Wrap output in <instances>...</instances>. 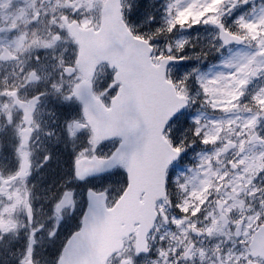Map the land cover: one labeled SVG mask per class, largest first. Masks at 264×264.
<instances>
[{"label": "snow or ice", "instance_id": "obj_1", "mask_svg": "<svg viewBox=\"0 0 264 264\" xmlns=\"http://www.w3.org/2000/svg\"><path fill=\"white\" fill-rule=\"evenodd\" d=\"M247 3L168 0L164 24L141 32L128 22V0H23L19 18L0 25V63L10 66L0 74V133L6 134L0 150L7 143L15 157L13 169H0L3 264L10 258L15 264H141L153 251L151 264H264V86L242 102L249 83L264 77V3L231 24L223 19ZM201 23L218 28L219 44L209 51L233 43L250 50L226 58L228 71L208 76L193 68L172 77L168 65L189 58L178 55L189 41L160 47L154 39ZM209 51L194 55L206 58ZM129 60L138 68L135 86L125 76ZM192 77L200 85L196 95ZM49 95L79 101L82 109L62 123L74 151L72 175L42 189L37 206L41 197L31 176L52 159L49 149L36 155L37 142L45 134L58 138L43 126L41 103ZM197 100L201 108L231 115H197L174 139L185 123L180 110ZM110 138L119 143L103 152ZM196 139L212 150L175 178L174 202L169 166ZM116 165L126 171L119 195L109 196L112 184L88 187L79 226L59 236L65 211L77 205L69 182ZM45 234L55 245L50 260L37 255Z\"/></svg>", "mask_w": 264, "mask_h": 264}, {"label": "flooded vegetation", "instance_id": "obj_2", "mask_svg": "<svg viewBox=\"0 0 264 264\" xmlns=\"http://www.w3.org/2000/svg\"><path fill=\"white\" fill-rule=\"evenodd\" d=\"M264 0L256 1V0H248L245 7L247 10L252 11L253 6L255 5L258 8L257 3L262 2ZM23 3V0H0V25H3L6 21H14L17 20L20 16V5ZM129 13L131 11L126 12V16L128 22L130 19L128 18ZM4 32H0V36H4ZM70 47V46H69ZM244 45H226L221 48L219 51H216L214 54L209 52L208 62L210 64H219L220 59L222 57H228L230 52L235 51H249ZM38 54L43 55V50H41ZM220 65V64H219ZM220 67V66H216ZM10 68L9 65L0 63V74L2 72L7 71ZM195 89V88H193ZM258 88H249L248 92H246L245 97L242 98V102L250 97V95L257 90ZM72 105V107L69 106ZM194 105H199V100ZM41 108L43 109V121H47L46 124H43L45 129L52 128L55 129L58 134V138L53 136L51 138L47 137V135H43L41 137V141L37 143L40 144V148L37 149L36 155L38 157L43 155L44 149L51 150L52 159L45 164H43L40 168L34 169L31 182L37 185L36 191L38 195H40L41 199L37 201V206L40 203H43V196L46 192H42L41 190H46L49 185L55 188L56 184H59L62 180L66 179L68 176L72 175L71 171V163L72 158L74 156V151L72 147V142L70 138L67 136V133L62 127V123L66 119H70L74 115H79L81 112V105L78 102H64L60 100H42ZM211 109V108H210ZM55 113V116L49 115V113ZM214 114H222L220 111L215 110ZM219 118H221L218 115ZM43 123V122H42ZM261 127L264 128V121L261 122ZM6 135L5 133H0V136ZM107 142V141H104ZM119 141H111L114 143L112 146V150ZM81 145H77L76 150H79ZM111 150V151H112ZM110 153V152H109ZM39 163V160H37ZM15 166V157L13 150L7 146H5L2 150H0V169H3L5 172L13 169ZM117 172H121L123 178H125L126 183V175L124 169L117 165L113 171L106 175L95 176L86 178L83 181L80 180H72L69 182L68 186L75 189L74 195L77 197V205L74 209H67L63 215V218L60 223V227L58 230L59 236H66L71 233V231L75 230L80 224V218L83 212L87 209V189L88 187L96 188L95 186H88L86 182L89 180L101 179L108 175L116 174ZM124 174V175H123ZM171 180V179H170ZM264 182V181H261ZM104 188V187H103ZM169 190L172 192L171 199L175 202L178 200L177 196V188L175 183L170 182L168 185ZM98 189V188H97ZM102 189V188H100ZM109 194V191H108ZM119 195V194H118ZM110 196V194H109ZM173 214L179 213V210L176 208L170 209ZM164 228H173L174 225H165ZM163 230V229H162ZM9 240H12L13 237H9ZM3 244H0V252H3ZM55 253V245L47 243V236L45 234V244L43 246V251L41 252V246H37V255L41 260H45L46 258L50 260L51 256ZM155 258V253L150 252L141 257V264H151V260ZM0 264H3V256H0ZM9 264H15V261L11 258L9 259Z\"/></svg>", "mask_w": 264, "mask_h": 264}, {"label": "rangeland", "instance_id": "obj_3", "mask_svg": "<svg viewBox=\"0 0 264 264\" xmlns=\"http://www.w3.org/2000/svg\"><path fill=\"white\" fill-rule=\"evenodd\" d=\"M128 2L132 4V13H129L128 15V18L130 19L129 23L132 24L134 27H137L139 31L151 32L154 31L157 27H160L164 24L166 17L165 9L168 0H128ZM240 7L241 5L238 6L236 9H234L231 15L228 14L225 15L227 17H230V22L228 24H231L232 21L235 20L238 16L245 14L241 12L240 13L235 12ZM216 35H217L216 29L214 27H211L210 24L205 25L201 23V24L193 25L190 28L188 27L180 28L178 26L176 29L173 30L172 33L167 34V36L161 34L160 36L156 37L153 43H155L160 47H163L169 41H175L180 39H186L189 41L188 45H186L185 49L181 52L183 56L189 58L185 59L182 63H174L170 65V70L172 73L170 74L172 77L179 78L185 73L190 72L193 68L198 69L199 73L201 74H206L208 76H211L218 71H228L229 69L225 68L223 61L226 58L231 57L238 52V51L230 52V55L228 57L225 56L222 57L220 59V63H219L220 65L208 64V60H207L208 56L202 59L197 58L194 54L196 52H199L202 48L206 51H209V45L219 44ZM209 52L214 54L216 50L211 49ZM216 66H220V67H216ZM260 78H261L260 79V87H261L264 86V77H260ZM102 80H103V71L101 70L99 74L98 83ZM190 84H191L190 88H200L198 81H196L194 77L190 78ZM43 99L59 100L58 98H54L51 95ZM69 106L72 107V105L70 104ZM197 115L201 116V119L203 116H205V119H209V120L217 118L214 116L204 115L202 110H199L198 112L194 111L191 115L187 116L186 119L188 123L185 122L184 127L181 129L180 132L175 133L173 138L177 139L183 133L184 129L192 126L194 123V118ZM226 115H231V114H226ZM226 115L224 116L226 117ZM112 146H113L112 143L103 142V147L101 150L103 152L109 153L113 149ZM211 150H212L211 145H205L199 139H196L195 143H192L187 148H185L184 150L185 157L183 158V161H181L182 164L179 165L180 167H173L171 169L169 174L171 182L175 183V178L182 177L183 175L187 174V171L190 173V170L193 169L194 166L198 163L199 155L205 152H209ZM124 183H125V178H123L122 173L117 172L116 174L113 175L111 174L101 179L89 180L86 182V185L88 186L93 185L96 188L100 189L106 187L108 184H112V187L109 188L108 191L110 196H113L119 194L118 187L119 185Z\"/></svg>", "mask_w": 264, "mask_h": 264}, {"label": "water", "instance_id": "obj_4", "mask_svg": "<svg viewBox=\"0 0 264 264\" xmlns=\"http://www.w3.org/2000/svg\"><path fill=\"white\" fill-rule=\"evenodd\" d=\"M125 76L128 79L129 83L131 85L135 86L136 81L138 79V68L136 67V64H135L134 60H129V61L126 62V66H125ZM160 114L161 113H159V112L157 113V115H160ZM111 139H115V138H110L108 140H111ZM113 168H114V166L111 167V168L105 169L104 171H102L100 173H95V174H92L90 176L99 175V174L108 172V171L112 170ZM88 203H89V201H88Z\"/></svg>", "mask_w": 264, "mask_h": 264}]
</instances>
